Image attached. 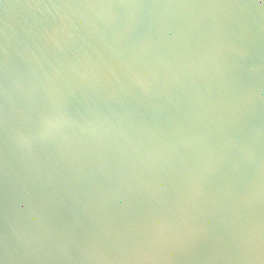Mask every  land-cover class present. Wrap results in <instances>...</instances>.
Returning a JSON list of instances; mask_svg holds the SVG:
<instances>
[{
  "label": "bare ground",
  "instance_id": "6f19581e",
  "mask_svg": "<svg viewBox=\"0 0 264 264\" xmlns=\"http://www.w3.org/2000/svg\"><path fill=\"white\" fill-rule=\"evenodd\" d=\"M0 264H264V0H0Z\"/></svg>",
  "mask_w": 264,
  "mask_h": 264
}]
</instances>
